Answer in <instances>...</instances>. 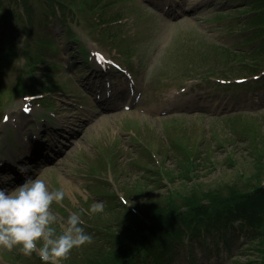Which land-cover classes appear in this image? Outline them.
<instances>
[{
    "label": "rangeland",
    "instance_id": "rangeland-1",
    "mask_svg": "<svg viewBox=\"0 0 264 264\" xmlns=\"http://www.w3.org/2000/svg\"><path fill=\"white\" fill-rule=\"evenodd\" d=\"M99 1L90 10L91 25L80 0L69 13L51 9L45 0H17L14 9L7 8L6 0L5 9L0 7V120L4 112L19 119L26 105L60 111L73 98L89 105L77 85L86 69L79 56L84 46L89 55L102 51L114 60L112 66L133 70L135 79H142L132 109L88 125L78 121L77 144L42 171L50 190L66 193L61 205H53L56 214L94 217L91 205L102 202L103 212L95 214L99 221L118 233H133L144 230L143 223L149 225L143 214L152 215L151 206L159 209V218L168 216L171 196L178 210L184 205L178 198L199 189L234 199V187L244 191L257 180L263 185L264 39L249 41L255 29L251 14L245 13L255 0H174L178 11L177 4H203L194 14L182 11L178 19L166 18L154 7L161 0L151 5L148 0ZM44 19L54 21L52 31L41 23ZM32 95L43 99L32 102ZM195 97L201 99L194 104L200 109L176 110L184 108L182 102L192 105L189 99ZM198 200L210 206L208 200ZM186 224L179 221L167 234V245L173 246L161 257L166 264L262 261L259 241H247L249 227L241 221L205 237L206 228ZM109 240L79 247L84 259L72 251L61 264H83L94 250L109 247ZM154 250L164 252L159 245ZM38 257L0 247V264H39ZM140 260L153 261L152 256Z\"/></svg>",
    "mask_w": 264,
    "mask_h": 264
},
{
    "label": "trees",
    "instance_id": "trees-1",
    "mask_svg": "<svg viewBox=\"0 0 264 264\" xmlns=\"http://www.w3.org/2000/svg\"><path fill=\"white\" fill-rule=\"evenodd\" d=\"M2 1L6 0H0V7L5 9L6 6L3 5ZM76 1L77 0H45L51 9L52 5L54 7L58 4L62 9L68 11L73 10ZM97 1L98 0H95L94 3L89 4L86 0H80L82 4L81 9L86 8V14L90 13V10L94 8ZM16 2L17 0H9L7 8L14 9L12 5ZM24 2H26V0H22V3ZM84 2L86 5H84ZM29 9L30 7H27L26 12H28ZM245 13L251 14L248 20L251 21L255 29L249 41L264 39V34H262L264 33V0L262 3H260V0H255L251 8L245 11ZM252 13H254V17ZM105 21L106 20H102L104 23ZM1 52L0 48V62L3 61ZM260 64V66H262L264 62L262 61ZM251 65L254 66L255 64ZM253 66L250 69L251 71L254 70L253 68L255 66ZM245 187H247L245 189L246 191L234 190L235 187L230 190L232 191L231 195L234 199H230V197L224 198L220 194L221 192L219 193L218 191H207L205 193V191L199 189L197 193L178 198L184 204L182 208L178 210L175 208L177 205L174 203L173 196H171V198L168 199V206L171 208V211L169 214H166L168 216L163 218H159V209L155 212L153 206H151L152 208L150 209L149 206L147 210H151L152 215L148 212H146V215L143 214V221H148L149 223V225L143 223V226H145L144 230L134 231L133 233L125 232L122 234L115 230L117 235L115 238L111 239L110 246L103 249L99 248L97 251L94 250V253L87 257L83 264H139L141 262L140 258L145 261L149 256H152L153 261L147 262V264H166L167 261L165 262L161 257L167 253L168 250L172 249L173 246L171 242L167 245V234L175 229L179 221L187 223L186 226H188L189 229H192V226L198 229L200 227L206 228L205 234H212L213 231H219L235 221L245 223V225L249 227L246 233L247 241H259V252L262 255L260 264H264V184H260V181L257 180L254 185H246ZM227 188L229 187H224L223 192H226L228 190ZM199 198L208 200L211 207L202 205L198 200ZM183 209H186L185 213H181ZM92 218L94 219L95 224L93 223V225L96 227V232L100 228L99 224H105L104 227L107 230H111L106 226V223H104L105 221H99V216L94 215ZM105 228H103V230ZM174 233L176 236L179 235V231H175ZM149 242L153 244L152 247L148 246L150 244ZM157 245H159V247L161 246L164 252L158 253L159 250H154ZM147 249L150 251H147ZM38 260L39 264H43L40 258Z\"/></svg>",
    "mask_w": 264,
    "mask_h": 264
},
{
    "label": "clouds",
    "instance_id": "clouds-1",
    "mask_svg": "<svg viewBox=\"0 0 264 264\" xmlns=\"http://www.w3.org/2000/svg\"><path fill=\"white\" fill-rule=\"evenodd\" d=\"M28 168L20 166L19 171L26 173ZM65 198L63 189H49L43 173L12 191L0 188V247L16 248L28 257L37 254L43 264H61L73 249L90 244L92 236L81 227L78 213L65 219L53 210V205H61ZM103 210V203L95 202L89 214Z\"/></svg>",
    "mask_w": 264,
    "mask_h": 264
}]
</instances>
